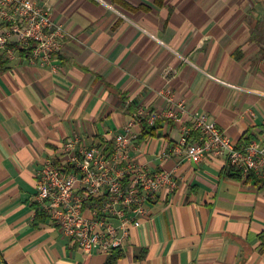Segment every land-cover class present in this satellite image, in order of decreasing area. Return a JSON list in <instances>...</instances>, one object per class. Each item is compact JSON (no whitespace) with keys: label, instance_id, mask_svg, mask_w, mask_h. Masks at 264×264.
I'll list each match as a JSON object with an SVG mask.
<instances>
[{"label":"crops","instance_id":"0c3cea01","mask_svg":"<svg viewBox=\"0 0 264 264\" xmlns=\"http://www.w3.org/2000/svg\"><path fill=\"white\" fill-rule=\"evenodd\" d=\"M66 33L56 72L19 53L0 54V257L5 264H264V186L244 183L222 158L185 157L181 125L156 119L141 139L138 108L167 104L205 114L241 148L264 144V0H34ZM132 129L131 158L164 171V188L140 227L110 255L84 254L47 218L35 220L36 171L60 162L62 144L111 151ZM138 124V125H137ZM259 179V178H258ZM264 179V178H262Z\"/></svg>","mask_w":264,"mask_h":264},{"label":"built area","instance_id":"2783aa9c","mask_svg":"<svg viewBox=\"0 0 264 264\" xmlns=\"http://www.w3.org/2000/svg\"><path fill=\"white\" fill-rule=\"evenodd\" d=\"M51 8L34 0H0V54L7 60L19 51L32 63L56 72L52 60L60 51L66 33L53 23ZM166 108L149 113L138 108L135 121L168 119L181 125L180 144L185 157L200 163L206 155L222 158L242 181L253 174L264 178V144L250 141L236 149L229 138L205 114H189L175 104L167 86L158 92ZM128 123L114 135L111 151L105 147L79 146L76 137L61 146L60 162L45 160L36 171L34 216L37 212L84 254L110 255L121 249L128 232L142 224L146 207L156 193L176 184L164 171L150 172L131 158L132 129ZM138 125V124H137Z\"/></svg>","mask_w":264,"mask_h":264},{"label":"trees","instance_id":"16d2710c","mask_svg":"<svg viewBox=\"0 0 264 264\" xmlns=\"http://www.w3.org/2000/svg\"><path fill=\"white\" fill-rule=\"evenodd\" d=\"M112 3L123 6L125 8L131 9L128 5H126L124 2L120 1V0H110ZM154 4L156 6H161L164 0H153ZM19 54L23 55L24 52L23 51H19ZM141 125V139L143 138H147V137H154L155 136V130L156 127L155 126H148L145 122H140ZM249 140H245L243 141V144L246 145L248 144ZM243 145V146H244ZM242 146V147H243ZM229 172L234 175L237 179H240L238 174H236L235 172H233L231 169H229ZM250 182H253L254 185L256 186H264V179H258L256 178L253 174H250L244 181V183L249 184ZM35 208V205L33 206ZM35 220H40V219H45L46 215L41 213V212H37L34 216ZM119 252H114L112 254V256L110 257L108 264H115L116 260L120 257L119 256ZM0 264H5V262L2 260V258L0 257Z\"/></svg>","mask_w":264,"mask_h":264}]
</instances>
